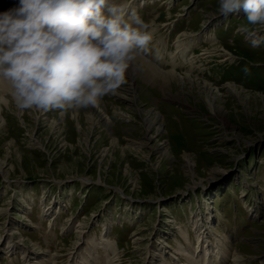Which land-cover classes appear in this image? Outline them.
Masks as SVG:
<instances>
[{
  "label": "rangeland",
  "instance_id": "rangeland-1",
  "mask_svg": "<svg viewBox=\"0 0 264 264\" xmlns=\"http://www.w3.org/2000/svg\"><path fill=\"white\" fill-rule=\"evenodd\" d=\"M5 2L10 9L19 0ZM115 3L138 13L153 34L148 51L161 57L175 51L182 29L212 43L177 69L178 77L191 73L185 84L177 76L165 85L149 81L145 65L173 70L138 57L127 82L101 100L105 121L91 107L21 110L5 91L0 264H193L188 255L196 252V264H264V45L254 48L236 32L246 13L223 17L219 0ZM176 43L174 53L187 55L179 37ZM133 71L158 87L157 97ZM227 83L249 99L239 101ZM209 89L221 92V111L205 101ZM159 113L162 128L149 129L148 118ZM197 227L210 247L205 258Z\"/></svg>",
  "mask_w": 264,
  "mask_h": 264
},
{
  "label": "clouds",
  "instance_id": "clouds-1",
  "mask_svg": "<svg viewBox=\"0 0 264 264\" xmlns=\"http://www.w3.org/2000/svg\"><path fill=\"white\" fill-rule=\"evenodd\" d=\"M246 13L237 27L254 48L264 45V0H219L223 17ZM135 10L115 0H19L0 12V80L16 106L39 111L98 107L127 82L153 34ZM242 71L250 74L245 66Z\"/></svg>",
  "mask_w": 264,
  "mask_h": 264
},
{
  "label": "bare ground",
  "instance_id": "bare-ground-1",
  "mask_svg": "<svg viewBox=\"0 0 264 264\" xmlns=\"http://www.w3.org/2000/svg\"><path fill=\"white\" fill-rule=\"evenodd\" d=\"M6 1V0H5ZM4 0H0V12H3L4 10L6 11V10H8L9 9V3H7V2H5ZM137 1H141V0H137ZM147 1H152V0H147ZM145 3V2H144ZM12 8V7H11ZM196 37H198V36H196ZM180 46V45H179ZM181 47V46H180ZM187 49V48H186ZM186 49H184V50H180V52L179 53H182V54H185L187 51H185ZM218 49V48H217ZM223 49V48H222ZM189 50V49H188ZM209 53H211V52H209ZM227 53H229V52H227ZM211 55H212V53H211ZM217 55V54H216ZM230 57H231V53H230ZM222 58V57H221ZM220 58V59H221ZM232 58V60H233V57H231ZM141 59V58H140ZM143 60V59H142ZM224 60V59H223ZM136 62V61H135ZM134 62V63H135ZM143 62V61H142ZM141 62V63H142ZM136 64V63H135ZM137 65H138V63H137ZM145 66H147V67H149V70H147V69H145V74H146V77L147 78H149V81H153V82H155V83H158V82H160V81H158L159 79H162L161 80V83L162 84H166L167 83V81H172V77H176L177 76V72H175L174 71V69H173V71H169L170 73H163V71H157L156 69H154L153 68V70L154 71H152V67H150L149 65H145ZM140 67V66H139ZM191 67V66H190ZM141 68H142V66H141ZM144 68V67H143ZM140 69V68H139ZM177 69V68H176ZM166 72V71H165ZM189 72H190V70H189ZM178 77V76H177ZM185 79L187 80V79H190V82L192 81L191 79V73H190V78H185V77H178V80H180V82H181V84H185L184 83V81H185ZM187 82V81H186ZM158 85V84H157ZM161 86V85H160ZM226 86H228L227 88L230 90V93L232 94V95H234V96H236V97H238V99H239V101H241V102H243V103H245L246 101H247V98H246V96H245V93L244 92H242L241 90H239V89H237V87H235V86H232L230 83H227L226 84ZM205 88H207V87H205ZM210 89H212V88H210ZM209 89V92L207 93V97L205 98V101H207V103L209 104V107H211V110L213 111V112H215L216 113V109L218 110V111H221L220 109H221V106H219V104H218V102H219V98H221V92L220 91H217V92H215V91H213V90H210ZM6 90H11L12 91V89H11V87H10V85L8 84V82H6V81H2V80H0V91H2V93H3V95H2V97L0 98V100H5L4 99V94H5V91ZM208 91V90H207ZM6 93H7V91H6ZM219 93V94H218ZM221 95V96H220ZM248 96H249V94H248ZM249 99V98H248ZM92 109H97L98 111L100 110L102 113H103V118L102 119H100V120H107L106 118L108 117L107 115H106V113H104V111L101 109V106L99 105L98 107H91ZM2 109V107H1V105H0V110ZM94 111V110H93ZM159 116L161 117H158V116H156V115H152L151 114V118L149 117L148 118V120H149V122L150 123H148L149 124V129H151L153 126H155V125H159V129H161L162 128V124H159L160 122L159 121H161V119H162V116L160 115V113H159ZM2 120V119H1ZM164 147V146H163ZM164 149L165 148H162V150L161 151H164ZM165 152V151H164ZM161 153H163V152H161ZM186 160H187V162L189 163V165H190V167H192L193 166V161H192V158L190 157V156H187L186 157ZM182 235L186 238V239H188L189 238V235H188V233H184V232H182ZM196 235H197V239L199 240L200 238H201V246H202V244H204V243H207L206 241H205V237H204V234H202V231L200 232V229H198V227H197V229H196ZM196 238V237H195ZM202 250H200V247H198L197 248V251L201 254L202 253V255H203V257L205 258V255H210V247L209 248H207V247H205V249L203 248V246H202V248H201ZM183 250H185L184 248H182L181 249V251H183ZM196 254H197V252L195 253V254H192V255H188V258H189V260H190V263H192L193 262V264H196L197 263V259H196ZM218 256H219V254H215L214 255V262H216L218 259ZM198 258V257H197ZM211 260H208V262L206 263H201V264H213V263H211L210 262ZM219 261V260H218Z\"/></svg>",
  "mask_w": 264,
  "mask_h": 264
},
{
  "label": "crops",
  "instance_id": "crops-1",
  "mask_svg": "<svg viewBox=\"0 0 264 264\" xmlns=\"http://www.w3.org/2000/svg\"><path fill=\"white\" fill-rule=\"evenodd\" d=\"M162 12V11H161ZM160 16V15H159ZM191 30V29H190ZM182 31H187V30H181L180 32H179V38L181 39V45H182V47L183 48H186V47H188V44H187V37L186 36H184L183 34H181L182 33ZM189 31V30H188ZM193 31H195V30H193ZM173 34V33H172ZM171 34V35H172ZM185 46V47H184ZM177 48V46L175 45V49ZM174 52H177V51H172V52H166V54H167V56H163V57H161V53H159L158 51L157 52H155V50H154V48L153 49H151L150 51H148L147 53H145V54H142V57L143 58H145L146 60H148L149 62H151L153 65H155L157 68H159V69H163V70H165V67H169V69H167V70H173L174 69V71L175 72H177V69H179L180 67H185L186 66V64L187 63H185L184 62V60H183V58L181 57V55H177L176 53H174ZM177 68V69H176ZM131 72V70H129V73ZM135 73V79L137 80L136 81V83L138 82V83H140V84H145V85H147L148 87H150V88H152L153 90L152 91H150V90H148L149 91V93L150 94H154V97H157V88L158 87H154L153 86V83H151V82H148V81H145V80H143L142 78H140V77H138L137 76V74H136V72L135 71H133V74ZM139 80H140V82H139ZM156 88V89H155ZM157 99V98H156ZM154 103H156L155 105H157L158 104V102H157V100H155L154 101ZM158 106H159V104H158Z\"/></svg>",
  "mask_w": 264,
  "mask_h": 264
},
{
  "label": "trees",
  "instance_id": "trees-1",
  "mask_svg": "<svg viewBox=\"0 0 264 264\" xmlns=\"http://www.w3.org/2000/svg\"><path fill=\"white\" fill-rule=\"evenodd\" d=\"M116 242H117V244L119 245V241H118V240H116ZM118 247H120V246H118Z\"/></svg>",
  "mask_w": 264,
  "mask_h": 264
}]
</instances>
